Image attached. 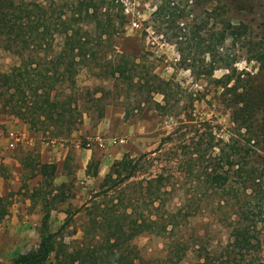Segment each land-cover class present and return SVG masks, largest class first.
<instances>
[{
	"label": "rangeland",
	"instance_id": "374dc122",
	"mask_svg": "<svg viewBox=\"0 0 264 264\" xmlns=\"http://www.w3.org/2000/svg\"><path fill=\"white\" fill-rule=\"evenodd\" d=\"M16 1L22 9L43 4L55 16L62 13L69 17L79 15L80 4L92 2L98 10L102 6V0ZM105 1L114 5L109 11L112 27L105 24L113 39L101 46L93 42L94 50L102 59L117 56L115 62L121 55L136 59L139 66L134 83L138 77L145 80L153 75L172 83L170 114L165 115L151 104L139 105L145 96L129 91L125 76L109 78L106 69L91 65L92 69L75 71L64 86L65 95L78 101L81 113L80 122L70 133L62 130L63 135H58L56 130L42 128L32 131L19 119L1 115L0 138L9 139L6 144L13 146V159L22 171L13 175L11 165L5 166L0 155V197L6 200L0 213V264H10L18 255L36 249L45 212L49 213V231L57 233V240L70 249L105 235L95 230L84 209L92 212L94 196L102 194V181L110 168H100L99 161H90L97 164L96 178L87 175V168L81 169L80 154L97 145V137L111 139L112 150L108 146L104 151L118 154L121 160L126 154L136 158L152 152L161 139L175 134L171 143L143 163L144 176H163L169 192L166 210L175 215L167 233H143L131 242L139 256L151 264H199L205 252H221L228 241L227 224L236 215L241 182L245 180L235 173L238 165L253 171L264 187V114L254 120L258 134L255 143L248 144L247 137H242L245 131L241 136L237 134L231 109L234 94L226 90L237 84V93L242 94L244 86L255 82L262 72L255 56L264 53V0ZM18 70V58L0 46V73L13 75ZM11 80L20 85L15 76ZM222 80L226 87L219 82ZM57 93L61 97L60 88ZM154 102L163 104L162 97L154 96ZM15 124L29 130L23 142L15 141L21 136L14 133ZM30 140L31 145L27 143ZM233 143L241 148L231 155L237 166L229 173L231 186L238 191L228 188L214 193L197 178L202 180L205 171L217 163L214 156L219 153L218 147L228 155L233 152L229 148ZM214 145L217 148L211 149ZM54 150L58 156L48 161L57 166L52 185L39 178L30 179V168L24 170L20 162L39 156L42 163L40 152L55 154ZM187 162L192 169L189 175L185 174ZM124 186L120 190L128 198V187ZM113 196L102 195L95 200L110 206ZM95 234H99L96 239ZM258 236L264 257V223H258Z\"/></svg>",
	"mask_w": 264,
	"mask_h": 264
},
{
	"label": "trees",
	"instance_id": "16d2710c",
	"mask_svg": "<svg viewBox=\"0 0 264 264\" xmlns=\"http://www.w3.org/2000/svg\"><path fill=\"white\" fill-rule=\"evenodd\" d=\"M101 5L98 10L92 2L80 4L76 7L79 15L69 17L62 13L55 16L54 11L43 4H32L30 8L22 9L16 0H0V46L19 60V70L13 75L0 73V116H13L32 131L42 128L44 131L56 130L58 135H63L62 130L70 133L80 122L81 113L78 101H74L70 94L65 95V83L72 80L75 71L93 67L106 69L109 78L125 76L128 90H136L141 97L145 96L138 101L139 105L151 104L165 115L170 114L174 93L172 83L154 75L145 80L138 77V82L134 83L139 66L136 59L121 55L115 62L117 56L102 59L94 50L93 42L95 46H101L110 44L113 39L105 25L112 27L109 11L114 8L113 2L102 0ZM255 60L261 64L262 71L256 80L252 78L255 82L244 86L242 94L237 93V84L226 88L234 94L231 109L237 134L241 136V131H245L242 137H247L248 144H254L257 138L254 120L264 114V53H258ZM12 76L19 79L20 85L12 84ZM140 79H143L142 84ZM219 82H223V87L227 86L225 81ZM59 88L61 97L57 93ZM158 95L162 97L163 104L154 102V96ZM124 118H127V111ZM174 135L172 133L161 139L152 152L136 158L126 154L110 166L102 181V194L94 196L92 201V212L84 207L95 230L105 233L100 240L91 244L79 243V246L70 249L57 240V233L49 231V213L45 212L36 249L18 255L10 264H151L139 256L131 242L143 233L158 236L167 233L168 228L174 225L175 215L166 210L169 192L163 176H144L143 163L171 143ZM215 147L211 146V149ZM239 147L235 143L229 145L233 152L228 155L224 154L222 147H218L219 153L214 156L217 165L207 169L203 179L198 177L197 181L207 185L214 193L228 188L235 190L229 173L237 166L232 156L239 153ZM34 159L22 160V168H30V179L39 178L42 183L51 186L57 166L41 163L39 156ZM186 166L185 174H192L191 165L187 162ZM235 173L243 175L245 180L241 182L240 205L236 215L227 224L228 241L220 253L213 255L205 252L199 264H264L262 242L258 236V223H264V187L255 173L248 172L242 165H238ZM87 175L92 178L98 176L97 164H88ZM123 186L128 187V198L120 190ZM117 193L118 196L115 195ZM102 195H114L110 206L96 202ZM114 201L117 202L114 204ZM5 202V198L0 197V213H3ZM121 206L123 209L120 211ZM96 237L99 234H95L94 239Z\"/></svg>",
	"mask_w": 264,
	"mask_h": 264
},
{
	"label": "crops",
	"instance_id": "0c3cea01",
	"mask_svg": "<svg viewBox=\"0 0 264 264\" xmlns=\"http://www.w3.org/2000/svg\"><path fill=\"white\" fill-rule=\"evenodd\" d=\"M18 123V122H16ZM16 125V131H14V133L21 135L20 137H18V139H16L15 141H21L23 142L24 140H26V134L29 133V130H25V126L21 125V124H15ZM23 127V128H22ZM22 132V133H21ZM102 133H100L99 135H101ZM7 141H9V139H2L0 138V155L4 157V159L1 161L5 166L6 165H11L10 169H12L11 173L13 175H18L22 170L21 167L18 163V161L16 159H13V155H12V151L11 149H13L11 146V144H9L7 146ZM97 141V145H95L93 148L88 149V150H83V152L80 154L81 156V169L86 170L88 163L92 160L95 161H99L100 162V168H103V166L105 167V169H108L113 162L118 161L120 158L118 156V154L112 153L110 152L109 154H106L107 151H104L107 149L108 146H110V149L112 150L113 148V143L111 142V139L105 140L102 139L101 137H97L96 138ZM120 141L123 142V139H120ZM29 145H31L32 140H30L29 142H27ZM110 150V151H111ZM56 150H54L55 153ZM44 153V151L40 152V159L42 161V163H49L48 161L54 158L53 155L58 156V154H52L48 153L46 154ZM50 155V156H48ZM54 160V159H53ZM63 160V159H62ZM59 161V160H58ZM64 161V160H63ZM57 163V162H55ZM87 178H89L88 176H86ZM2 197V196H1Z\"/></svg>",
	"mask_w": 264,
	"mask_h": 264
},
{
	"label": "built area",
	"instance_id": "2783aa9c",
	"mask_svg": "<svg viewBox=\"0 0 264 264\" xmlns=\"http://www.w3.org/2000/svg\"><path fill=\"white\" fill-rule=\"evenodd\" d=\"M12 135V134H11Z\"/></svg>",
	"mask_w": 264,
	"mask_h": 264
}]
</instances>
